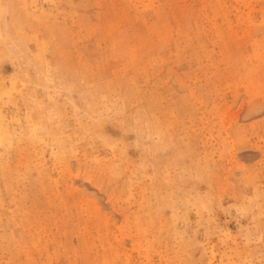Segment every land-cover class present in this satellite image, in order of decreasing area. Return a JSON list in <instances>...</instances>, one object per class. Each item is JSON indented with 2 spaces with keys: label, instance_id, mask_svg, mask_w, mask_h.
<instances>
[{
  "label": "rangeland",
  "instance_id": "rangeland-1",
  "mask_svg": "<svg viewBox=\"0 0 264 264\" xmlns=\"http://www.w3.org/2000/svg\"><path fill=\"white\" fill-rule=\"evenodd\" d=\"M0 264H264V0H0Z\"/></svg>",
  "mask_w": 264,
  "mask_h": 264
}]
</instances>
